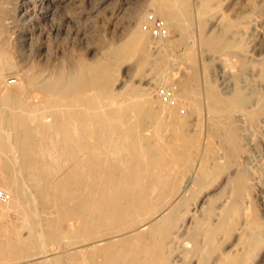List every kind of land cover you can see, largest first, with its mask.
<instances>
[{
	"label": "bare ground",
	"instance_id": "bare-ground-1",
	"mask_svg": "<svg viewBox=\"0 0 264 264\" xmlns=\"http://www.w3.org/2000/svg\"><path fill=\"white\" fill-rule=\"evenodd\" d=\"M74 1L16 0L12 10L21 20L23 39L31 36L39 18H52L58 9L66 5L70 12L69 8L73 6ZM8 2L9 0H0V190L7 195L6 203L0 205V216L9 211L12 214L0 224V264H7L12 260L16 261L11 264H28L27 261L33 263L35 258H38L35 264L81 262L78 252L68 251V246L74 242L68 240L62 245L59 240L62 234L69 233V236H73L77 231L82 232V240L95 234L119 232L98 239L99 243L92 245L90 251L87 248L82 251V254H99L103 258L101 264H172L168 262L170 246L180 236L188 212L192 209L186 205L183 207L182 200L178 203L174 201L180 200L182 193L188 190L189 180L177 190L168 183V177L162 170L170 168L172 158L179 156L175 157L173 153L172 157H168L170 153L165 154L159 144L145 141L144 126L149 121L156 120L158 132H161L160 122L163 116L177 117L175 109L178 110L179 103L177 104L175 98L178 92L168 81L166 67L154 74L152 79L144 76L145 73L142 72L140 81L143 82L139 86L121 84L117 74L122 62L135 55H138L135 65L138 71L150 63L158 69V62L152 60L148 54L149 43H154L151 37L139 27L132 31L126 42L109 48L101 57L85 61H76L74 57H69L65 66L35 59L36 56L21 51L17 45L14 46L12 54L7 45L11 39L14 16L8 15ZM150 3L154 5L153 10L157 7L166 18V21L162 22L164 31L162 36H159L160 40L167 38L171 28L187 29L191 17L190 11L184 7L183 0H151ZM211 4L212 0L201 1L203 10H207ZM198 40L212 51L224 52V49L231 46L242 48L238 43L232 45L231 39L226 37L224 32L204 33ZM169 54H172L171 51ZM238 62L240 73L236 74L237 81L250 66L246 60L238 59ZM258 67L259 76L263 77L264 60ZM196 80L195 71L190 70L181 83L187 87ZM248 85L249 93L243 90L242 85L235 84L227 95L218 93L211 83L204 88L205 96L209 100L207 112L210 113V122L216 125L215 128L212 127L211 132L222 138V157L226 158L229 164L244 151L238 132L240 126L235 125V121H247L252 125L259 123V126H264V91L250 83ZM152 91L155 92L156 99L160 98L162 102L168 99L163 105V112L157 111L152 105ZM158 104L161 105L160 101ZM159 109L161 110L160 107ZM236 110L244 117L243 120L234 119L233 112ZM194 139L187 144L186 156L189 159L197 155ZM201 167L205 168L203 165ZM226 168L229 169V165ZM238 169L239 176L229 184L234 195L230 205L233 206L235 214V217L231 218L234 223L231 227L237 230L240 229L244 217L250 213V205L246 200L250 172L245 165ZM234 185L235 188L232 189ZM156 188L159 192L151 196L150 191ZM173 194L174 199L159 203ZM48 203H59L62 209L59 207L57 211L80 217L83 225L76 229L72 228V224L69 227L64 226L65 219L60 214L54 218L43 216L44 209L41 205ZM180 205L182 208L178 209ZM177 211L180 213L177 214ZM138 215L145 216L137 220ZM223 215V212L211 215V222L205 226V231L202 230V246L208 249L213 247L216 235L222 232L226 225V217L220 220ZM236 236L238 237L237 234ZM244 237H248L252 245L258 234L253 230ZM192 246H195L194 243ZM32 249L35 250L34 253H30ZM200 252L201 250L195 248L187 251L184 256L177 253V257L173 256V259L181 264H189L201 255ZM15 255L18 257L15 258ZM226 256H217L213 262L232 264L233 261H241L238 258L232 261ZM199 258H196V262L200 261Z\"/></svg>",
	"mask_w": 264,
	"mask_h": 264
},
{
	"label": "rangeland",
	"instance_id": "rangeland-1",
	"mask_svg": "<svg viewBox=\"0 0 264 264\" xmlns=\"http://www.w3.org/2000/svg\"><path fill=\"white\" fill-rule=\"evenodd\" d=\"M15 1L16 0H9V2L6 4L7 8L9 9L8 15L14 16L13 27L11 28V39L7 45L12 54L14 53V46L17 45L19 49L21 48V51L29 53L30 56H36L37 58L35 57V59H42V61L50 63L55 62V64L65 66L68 62L69 57H74V60L76 61L94 60L101 57L103 53L109 48L117 47L126 42L131 36L132 31L139 27L148 34V37H151L150 39H152V42L154 43H149L150 46L147 47L148 54L150 58H152V60H156V62H158V69L156 67L154 68L152 66L153 64L151 65L150 63L144 67L145 69L143 68L138 71L135 67L138 55H135L131 59H125L122 62L117 74L118 78L122 80H118L121 84H133L139 86L142 85L143 82L140 81L142 80L141 77L143 76L142 72L145 73L144 76L146 75L147 78L152 79L153 75L158 71L167 68L166 72L169 76L168 81L170 84H172L171 86H173V89H177L178 92V96L175 98L177 104L179 103L177 105L178 110L175 109V114L177 117L163 116L160 122L161 132H158V122L156 120H151L147 124H145V126L147 127L144 126V133L147 137V139L145 137V141L150 140L159 144L164 149L165 154L170 153L168 154V157H172L171 155L173 153L175 154V157L177 155L179 156V159L172 158L170 168H164L162 170L165 173L164 175L168 177V183L175 186V190H177L181 189L183 184H185L189 180L188 190L182 193V198L180 200L174 202L178 203L182 200L181 205H183V207H185L186 205L187 207L192 209L188 212L189 217L187 216L185 227L181 230L180 236L170 246L171 251L169 253L170 256L168 257L170 261L168 262L172 264H181L180 261H175L173 259V256L174 258H176L177 256L175 257V255L177 253L180 255L183 254L181 256H184L185 254H187V251L189 252L196 248L201 250L200 253L202 256L200 255V258L196 257L199 258L200 261L198 260V262H196L197 260L195 258V260H193V262L189 264H215L213 262L214 258H216L217 256V258H219V256H222L224 258L225 255H227V259L229 257V260L232 261L235 260V258L236 260L237 258L241 259V261L238 260V262L233 261L232 264H242V261L243 264H264V126H259V123L252 125L247 121H235V125L240 126L238 132L242 138L244 151L236 160L229 164L227 162V159L222 157V138L211 132V130L213 129L212 127L215 128L216 125L210 122V113L207 112L209 109V100L206 98L204 90L205 86L208 83H211L218 91V93H220L221 95H227L231 93L233 87L235 86V84H237L239 86L242 85L244 87L243 90L249 93L250 85L248 84L250 83L260 91H264V76H259L258 67L260 62L264 60V0H212V4L207 10L202 9V0H183L184 7L190 11L189 14L191 18L189 20V25L187 26V29L183 30H180L179 28L169 29L168 36L163 41L160 40V37L162 36V33L164 31L162 22L166 21V18L164 15H162L161 11L157 7H155L153 10L154 5L150 3L151 0H75L76 2L74 1L73 6L71 7L72 10L71 8H69L70 12L68 11V5H66V7H62L63 9L60 8L61 10L58 9L56 11V14L58 15L57 16L55 14L56 17H54V15L52 16V18H39L35 28L31 31L32 37L30 36L27 39H23L21 35V20L18 19L16 13L12 10ZM65 9H67V11ZM66 12L67 14H65ZM199 31L202 32L200 33ZM215 31H218V33L224 32L225 36L231 39L232 45L238 43L242 46V48L239 49L236 46H231L224 49V52L223 50H208V48L202 42H200L198 38L200 39V36L204 33L210 34ZM167 40L168 42L166 43ZM161 42H163L162 45L160 44ZM40 45L42 46V48ZM231 49L234 50L231 51ZM170 51L172 53L171 55L169 54ZM45 57L47 58L45 59ZM159 59L161 61H159ZM238 59L246 60L250 64L248 68L250 72L247 69L245 73L241 74L240 78L238 79L239 82L236 80V74L240 73V65ZM149 66L152 68H150ZM190 70L192 72L195 71L197 80L193 84L185 87L181 83V80L190 72ZM123 71L125 73H122ZM247 74L251 77H248ZM257 83L258 85H256ZM190 89L192 93H190ZM153 91H155V89ZM153 91L152 105L157 111L160 112L164 107L163 105L168 102V99L166 101L163 100V102L160 98L156 99V94H154L155 92ZM159 101L161 105L158 104ZM159 107L161 108V110L159 109ZM184 108L185 110H183ZM238 112L239 111L237 110L233 112L234 119L242 118L243 120L244 117L240 116L241 114L240 112L238 114ZM179 113L181 114V116H179ZM191 115L193 116L191 117ZM188 116L190 119L188 118ZM182 117L184 120H182ZM187 119H189V121ZM181 120L185 125L182 124ZM187 122H189L190 124ZM241 131L243 134L241 133ZM186 136L188 138H186ZM155 137L158 139H156ZM192 139L196 140L194 142V146L197 155H195L194 158L189 159L186 156L188 152L186 149L188 142ZM167 144L169 146H167ZM181 152L182 154H180ZM147 158L145 160H147ZM182 162L185 163L182 164ZM201 165H203L205 168H202ZM227 165H229V169L226 168ZM242 165L248 167L250 172L249 179L247 181L248 189L246 192V196H248L246 200L250 205V213L244 217L240 229L237 230L232 229L231 227L234 225L231 218L232 216L235 217V214L233 213V206L230 205V202L234 200V195L233 190H231V186L229 184L239 176L238 168L242 167ZM189 166L191 168H189ZM186 169L189 171H187ZM205 172H208V174H204ZM233 188H235V185L232 186V189ZM158 192V188L150 191L151 196L157 195ZM174 194L172 196H167L166 198H164V200H160L159 203H163L165 200L174 199ZM6 198L7 195L0 190V205H4L6 203ZM216 204L220 205L217 206ZM181 205L178 209L182 208ZM59 207L62 209L59 203H48L41 205V208L44 209L43 216L54 218L55 216L60 214L65 219L64 226L69 227L70 224H72V228L76 229L83 225V222L80 221V217L69 212H59L57 211ZM217 212H223L224 217H220V220L225 219L226 217V225L223 231H220L216 235L217 237L215 239L213 247H210L208 249V247L202 246V230L205 231V229L207 228L205 226H208L213 218V216L211 215ZM179 213L180 212L177 211V214ZM190 213H192V215ZM10 214H12V212L9 211L1 215L0 224L3 223V221L9 219ZM225 215H228V217ZM144 216L145 215H138L137 220L141 219ZM254 222L256 224V227ZM242 227L244 230L242 229ZM26 229H28V227H26ZM228 229L232 231H229ZM196 230H198V232ZM249 230H255V232L258 234V238L252 245L249 242V238L244 237L245 235L247 236L248 232H250ZM116 233L119 232L106 233L105 235L95 234L89 236L85 240H82V232L77 231L73 233V236H69V233H64L59 238V240L62 245H65L68 240L74 242L72 245L68 246V251L78 252V255L80 257L79 261L81 262H78L76 264H101L103 258L99 254H82V251L85 248L89 250L92 245L98 244V239L110 237L109 234L115 235ZM236 234L238 235V237L236 236ZM180 242L182 243L180 244ZM193 243L195 246H192ZM258 243L262 246H260ZM247 245L249 246V248ZM188 247L190 249H188ZM76 248L78 249V251ZM243 248L246 251H244ZM216 250H218L217 254ZM34 251L35 250L32 249L30 253H34ZM241 251H243V253ZM243 254H245V256ZM232 255L234 256V258H231ZM16 257H18V255H15V258ZM210 259H212V261ZM37 260L38 258H35L33 263L30 261L27 262L28 264H35L37 263L35 262ZM15 261L16 260L9 261L7 264L15 263ZM96 261L99 263H97ZM224 263L225 262H223V264Z\"/></svg>",
	"mask_w": 264,
	"mask_h": 264
}]
</instances>
